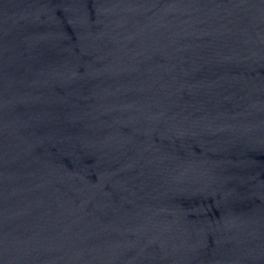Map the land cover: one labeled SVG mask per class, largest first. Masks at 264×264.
Listing matches in <instances>:
<instances>
[{
	"label": "water",
	"instance_id": "95a60500",
	"mask_svg": "<svg viewBox=\"0 0 264 264\" xmlns=\"http://www.w3.org/2000/svg\"><path fill=\"white\" fill-rule=\"evenodd\" d=\"M0 264H264V0H0Z\"/></svg>",
	"mask_w": 264,
	"mask_h": 264
}]
</instances>
